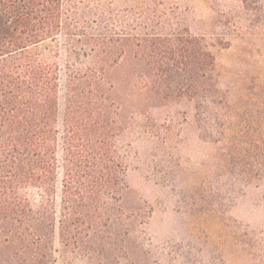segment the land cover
<instances>
[{
	"label": "rangeland",
	"instance_id": "obj_1",
	"mask_svg": "<svg viewBox=\"0 0 264 264\" xmlns=\"http://www.w3.org/2000/svg\"><path fill=\"white\" fill-rule=\"evenodd\" d=\"M66 8L87 34L109 27L203 37L215 59L210 92L200 99L155 94L129 67L115 72L128 155L130 257L119 252L109 264H264V0H69ZM69 46L63 33L38 47L57 70L58 132L67 66L87 64L90 52L73 57ZM56 155L55 221L59 142ZM27 194L33 206H50L42 192ZM55 225L50 264H106L67 255Z\"/></svg>",
	"mask_w": 264,
	"mask_h": 264
},
{
	"label": "trees",
	"instance_id": "obj_2",
	"mask_svg": "<svg viewBox=\"0 0 264 264\" xmlns=\"http://www.w3.org/2000/svg\"><path fill=\"white\" fill-rule=\"evenodd\" d=\"M68 2L0 0V264H50L55 223L67 255L109 264L121 252L128 259V155L115 72L131 68L159 95L200 99L210 92L215 59L203 37L116 33L109 27L87 34L76 24L77 13L67 14ZM63 33L73 57L75 50L90 52L87 64L67 66L58 132L57 70L40 58L38 47ZM28 190L50 197V206H33Z\"/></svg>",
	"mask_w": 264,
	"mask_h": 264
}]
</instances>
